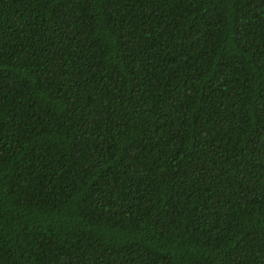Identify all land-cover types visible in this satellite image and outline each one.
<instances>
[{"label":"trees","instance_id":"obj_1","mask_svg":"<svg viewBox=\"0 0 264 264\" xmlns=\"http://www.w3.org/2000/svg\"><path fill=\"white\" fill-rule=\"evenodd\" d=\"M0 264H264V0H0Z\"/></svg>","mask_w":264,"mask_h":264}]
</instances>
